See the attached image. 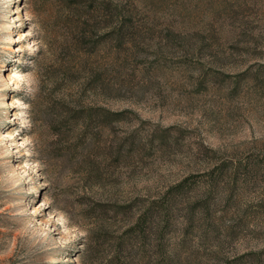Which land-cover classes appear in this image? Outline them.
Returning a JSON list of instances; mask_svg holds the SVG:
<instances>
[{"label":"rangeland","instance_id":"obj_1","mask_svg":"<svg viewBox=\"0 0 264 264\" xmlns=\"http://www.w3.org/2000/svg\"><path fill=\"white\" fill-rule=\"evenodd\" d=\"M108 1L0 0V264H264V0Z\"/></svg>","mask_w":264,"mask_h":264},{"label":"trees","instance_id":"obj_2","mask_svg":"<svg viewBox=\"0 0 264 264\" xmlns=\"http://www.w3.org/2000/svg\"><path fill=\"white\" fill-rule=\"evenodd\" d=\"M89 10L79 12L76 9L72 17L75 19L73 32L71 34V43L77 46V43L81 40L84 42L90 37L91 28L99 27V30H104V37L114 39L119 36V33L123 28L129 26L126 22H129L123 15L120 14V10L117 6L112 5L108 0L100 1L98 5L93 4ZM77 8V7H76ZM134 232L133 229L126 231L128 236ZM125 235V236H126ZM129 240L127 237L121 238V241L115 245L112 251V257L110 264H129L128 259L121 257L122 249L125 248Z\"/></svg>","mask_w":264,"mask_h":264}]
</instances>
